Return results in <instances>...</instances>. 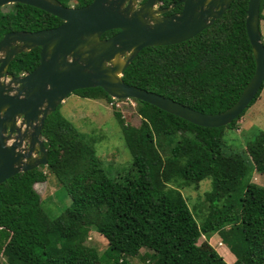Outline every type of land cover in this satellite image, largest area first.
I'll return each mask as SVG.
<instances>
[{
  "label": "trees",
  "instance_id": "trees-1",
  "mask_svg": "<svg viewBox=\"0 0 264 264\" xmlns=\"http://www.w3.org/2000/svg\"><path fill=\"white\" fill-rule=\"evenodd\" d=\"M58 1L63 6L73 1L75 7L91 2ZM160 1L168 6L176 0ZM247 1L233 0L220 18L183 42L141 49L123 71V80L201 113L225 110L255 70L245 30ZM11 5L7 11L0 8V39L10 31H38L62 22L29 5ZM263 8L261 0L260 20ZM39 51L36 47L16 55L9 71L30 72ZM263 86L264 81L236 119L220 127L193 124L138 99V126L125 123L114 111L131 154L129 170L115 178L96 158L93 137L65 118L58 105L45 118L41 133L48 148L46 167L71 202L59 216L48 217L34 190L46 178L39 167L0 183V264H131L134 257L141 264H227L209 243L216 233L235 254L232 264H264V186L249 181L258 168L249 152L242 146L241 152L226 151L224 137ZM72 93L112 100L100 87ZM204 179L210 187L199 205L206 213L196 218L181 189L197 188ZM241 179L247 181L244 187ZM91 229L107 240L104 252L86 244ZM200 237L204 240L198 244Z\"/></svg>",
  "mask_w": 264,
  "mask_h": 264
},
{
  "label": "water",
  "instance_id": "water-1",
  "mask_svg": "<svg viewBox=\"0 0 264 264\" xmlns=\"http://www.w3.org/2000/svg\"><path fill=\"white\" fill-rule=\"evenodd\" d=\"M233 0H91L63 6L58 0H0V8L20 3L50 13L62 22L38 31H10L0 39V183L48 163L42 128L45 118L75 90L100 87L116 99H138L203 127L230 124L251 102L264 81L260 1L248 0L245 30L255 70L238 99L216 114L198 112L166 96L127 84L125 68L148 46L183 42L220 18ZM139 2V3H138ZM177 3V14L162 15ZM118 30L101 38L109 30ZM39 47L38 64L22 75L9 71L14 57Z\"/></svg>",
  "mask_w": 264,
  "mask_h": 264
},
{
  "label": "rangeland",
  "instance_id": "rangeland-1",
  "mask_svg": "<svg viewBox=\"0 0 264 264\" xmlns=\"http://www.w3.org/2000/svg\"><path fill=\"white\" fill-rule=\"evenodd\" d=\"M73 4L74 2L71 1L70 6H74ZM11 7V4H7L1 7V10L7 11ZM262 14L264 15V8ZM260 31L264 41V20H260ZM261 91L257 100L247 108L234 127L224 130V137L228 145L225 147L226 151L241 152L242 146L246 152H249L251 161H255L258 167L253 171L249 181L264 186V88ZM257 102L256 107L255 103ZM114 111L120 112L121 119L125 123L133 126L140 124L141 119L137 114V105L134 99H121L110 103L104 97L89 99L70 93L59 104V112L65 118L70 120L81 132L93 137L95 156L111 178H115L116 174L126 173L129 170L131 159ZM39 169L46 178L44 181L35 183L34 190L38 193L42 208L48 217L55 218L64 212L63 207L69 205L71 197L66 194L64 188L65 195H63L60 190V181L46 166H40ZM246 182V179H241L239 184L244 187ZM209 187V180L204 179L197 188L191 186L181 189L182 195L196 218L200 217L199 212H203L202 216L206 213V209L201 210L199 203L205 202L204 192ZM203 240L204 237H200L198 244ZM85 242L95 247L99 253L104 252L108 246L107 240L95 229L89 231ZM209 243L214 245L228 264H232L236 259L235 254L230 251L226 242L221 241L217 233L210 237ZM130 261L131 264L143 263L137 257L131 258ZM2 262L3 258H0V263Z\"/></svg>",
  "mask_w": 264,
  "mask_h": 264
},
{
  "label": "flooded vegetation",
  "instance_id": "flooded-vegetation-1",
  "mask_svg": "<svg viewBox=\"0 0 264 264\" xmlns=\"http://www.w3.org/2000/svg\"><path fill=\"white\" fill-rule=\"evenodd\" d=\"M139 2H142V0H139ZM138 2V3H139ZM174 2H177V0L176 1H174ZM173 2V3H174ZM159 3V2H158ZM157 3V4H158ZM172 4V3H171ZM171 4H169V5H171ZM168 5V6H169ZM177 5H179V9L177 10V11H173V12H171V10L172 9H174ZM164 7H167V6H163L162 5V3H161V1H160V4H158V5H156L155 6V8H164ZM182 7H183V5L181 4V3H177L174 7H172L170 10H168V11H166V12H164V13H162V15H171V14H177V13H179L181 10H182ZM111 31V32H110ZM118 30H109V34L108 35H106L107 33H108V31H106V32H104L103 34H102V36H101V38H108V37H110V36H112L113 34H115L116 32H117Z\"/></svg>",
  "mask_w": 264,
  "mask_h": 264
},
{
  "label": "clouds",
  "instance_id": "clouds-1",
  "mask_svg": "<svg viewBox=\"0 0 264 264\" xmlns=\"http://www.w3.org/2000/svg\"><path fill=\"white\" fill-rule=\"evenodd\" d=\"M262 38V37H261ZM262 41V40H261ZM262 43H263V41H262ZM263 45H264V43H263ZM22 75V74H21ZM264 87V86H263ZM263 89V88H262ZM112 98V97H111ZM128 99H132V98H128ZM118 100H121V99H116V98H112V100L110 101V103H113V102H115V101H118ZM118 106V105H117ZM40 167V166H39ZM212 245V244H211ZM213 247H214V245H212ZM219 252V251H218ZM235 261V260H234ZM233 261V262H234ZM232 262V263H233ZM228 264V263H227Z\"/></svg>",
  "mask_w": 264,
  "mask_h": 264
},
{
  "label": "crops",
  "instance_id": "crops-1",
  "mask_svg": "<svg viewBox=\"0 0 264 264\" xmlns=\"http://www.w3.org/2000/svg\"><path fill=\"white\" fill-rule=\"evenodd\" d=\"M264 88V87H263ZM263 90V89H262ZM262 92V91H261ZM257 104H258V102L257 103H255V106L257 107ZM215 240V239H214Z\"/></svg>",
  "mask_w": 264,
  "mask_h": 264
},
{
  "label": "bare ground",
  "instance_id": "bare-ground-1",
  "mask_svg": "<svg viewBox=\"0 0 264 264\" xmlns=\"http://www.w3.org/2000/svg\"><path fill=\"white\" fill-rule=\"evenodd\" d=\"M125 82V81H124ZM128 84V83H127ZM248 106V105H247Z\"/></svg>",
  "mask_w": 264,
  "mask_h": 264
}]
</instances>
